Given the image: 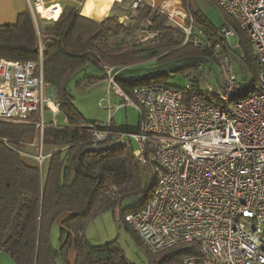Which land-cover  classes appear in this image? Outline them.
Listing matches in <instances>:
<instances>
[{"label":"built area","instance_id":"1","mask_svg":"<svg viewBox=\"0 0 264 264\" xmlns=\"http://www.w3.org/2000/svg\"><path fill=\"white\" fill-rule=\"evenodd\" d=\"M65 1L27 0L39 33V21L57 22ZM213 1L249 39L259 65L258 86L253 80L244 86L234 72L233 54L241 51L238 31L224 25L214 41L176 1L154 9L166 12L195 47L212 51L222 73L221 88L193 79L185 89L142 84L129 94L116 80L123 68L103 64L110 91L141 112L140 129H112L123 104L114 106L108 96L100 104L108 105L109 121L83 127L96 148L132 147L152 194L125 222L145 250L157 255L188 244L194 252L182 264H264V0ZM143 4L135 0L131 8ZM43 51L40 38L39 59L0 58V121L28 122L41 113L36 156L41 170L48 158L42 150L44 128L58 126L60 113L56 94L44 79ZM45 110L54 122L45 121Z\"/></svg>","mask_w":264,"mask_h":264},{"label":"trees","instance_id":"2","mask_svg":"<svg viewBox=\"0 0 264 264\" xmlns=\"http://www.w3.org/2000/svg\"><path fill=\"white\" fill-rule=\"evenodd\" d=\"M139 9L138 19H149L152 22L149 30L158 33L150 43L133 39L134 28L121 23L119 15L114 13L97 21L82 15L79 6L72 3H66L58 21L40 33L30 11L21 12L14 24L0 25V58L22 62L37 60L40 38L45 39L44 79L56 88L60 113L67 120L66 125L57 123L56 127L44 128L43 145L58 148L46 154L49 159L45 173L37 162L27 160L20 151L21 145L40 131L37 113L31 115L28 122L0 121V250L16 264H72L69 252L74 246L75 264H134L115 242L97 244L88 238L86 228L99 213L124 198L144 194L139 205L121 209L125 220L127 214L145 206L152 190L145 187L146 179L132 147L96 148L92 145V135L83 127L89 122L74 103L72 80L88 65L103 70V64L124 68L155 58L161 63L200 54L214 57L211 50L200 49L191 42L183 45L184 39H177L178 35H183L182 29L169 24L160 11L156 10L150 18L152 7L143 4ZM200 22L205 33L217 41L216 28L205 20ZM235 29L241 39V51L236 54L243 59L258 86L259 65L250 41L236 24ZM191 67L198 69V65L184 69ZM166 78L168 76L128 81L118 76L116 80L131 94L135 86L142 84L171 86ZM93 80L78 81L77 87H86ZM112 129H118L114 120ZM65 214L70 216L59 223ZM129 229L141 244L134 230L130 226ZM193 252L192 245L183 244L157 255L147 253L149 264H182L183 258Z\"/></svg>","mask_w":264,"mask_h":264},{"label":"rangeland","instance_id":"3","mask_svg":"<svg viewBox=\"0 0 264 264\" xmlns=\"http://www.w3.org/2000/svg\"><path fill=\"white\" fill-rule=\"evenodd\" d=\"M176 1H180L179 4H181V7L185 8L188 14L190 13L189 15L194 16L196 23L201 27H203V25L200 24V20H205L206 23H209L216 28L218 33L224 25H228L235 29L234 20L213 0H193L194 5L191 4L190 0H187L186 2H184V0H173L172 2L175 3ZM65 2L70 3L68 0ZM75 5L79 6V4ZM162 7H165V5ZM156 10L160 11L168 18L169 24L181 28L176 22L169 18L166 12H162L161 9L152 8L150 18L154 16ZM139 13V8L133 10L131 6H127L125 9L123 8V10L117 12L116 15L120 14L119 21L121 23L134 28L133 39L142 43H150V41L158 37L156 36L158 33L149 30L152 25V22L149 19L144 21L138 19ZM53 23L54 22L52 21H39L40 31H44L46 28L52 26ZM182 31L183 35H178L177 39L179 41L184 39L183 45H185L190 41L187 39L185 30L182 29ZM44 41L45 39L42 38V43ZM235 41L236 40H234L233 43ZM233 57L234 72L239 81L245 86L250 80L254 79V76L248 70L245 62L238 53H234ZM193 65H198V69L194 67L188 68V70L184 69ZM181 69L184 70L179 71ZM120 76L128 77V81H138L156 76H168L166 80L169 85L181 89H185L188 83L196 77H199L197 80L198 83H204L207 81L215 90L220 89L222 83V73L219 64L214 57L211 59L210 56L204 54L183 59L168 60L161 63L155 58L148 62L131 66L127 70L123 69ZM88 78L94 80L86 87H77L78 81L86 80ZM71 91L75 97V106L86 122L107 123L109 121L108 105L100 104L101 99L108 96V93L110 94L109 82L102 69L91 65L86 66L78 72L72 80ZM110 95L114 106L120 103L123 104L115 114L114 121L117 127L124 132H138L142 121L141 112L130 103L124 101V99L112 94V92ZM37 115L39 119H41V113H38ZM57 116V123L59 125H65L64 115L59 113ZM54 120L55 117L52 113L45 110V121L49 123L54 122ZM40 148L41 141L39 131L33 139H28L21 145L20 151L27 160L37 162L36 156L39 154ZM55 149L58 148L47 147L45 145L42 147L44 154H51ZM48 159L49 158L46 159L42 168L43 173L47 170ZM143 200L144 194L127 197L116 203L114 207L102 211L88 224L86 228L87 237L97 244H104L112 241L115 242L124 251L126 258L134 264H143L148 261L149 252L141 246L137 237L129 229V225L121 217V209L137 206L142 203ZM56 230V237L58 238L59 227H57ZM11 259L12 258H10V260ZM12 263L16 264L14 260Z\"/></svg>","mask_w":264,"mask_h":264},{"label":"crops","instance_id":"4","mask_svg":"<svg viewBox=\"0 0 264 264\" xmlns=\"http://www.w3.org/2000/svg\"><path fill=\"white\" fill-rule=\"evenodd\" d=\"M80 1H81V4L79 5V8H80V13L82 15L87 16V17L92 18V19L97 20V21H102L106 17H108L109 15L114 14V13L117 14V12L123 10V8L125 9L127 6H131L133 1H135V0H115V1H113L110 9L108 10V12L103 17H98L97 15H95V13H90V14L83 13V11H82L83 4L85 3L84 1H86V0H80ZM141 1L144 4L149 5L150 7L160 8V7L164 6L166 3H168L169 1H173V0H141ZM190 1H191V4H193V0H190ZM23 11H29V6H28L27 0H0V25L14 24L17 20L18 15ZM45 15H49V14L45 13ZM130 67L131 66L124 67L123 69L127 70ZM125 78L129 79L128 77H125ZM110 94L108 95V97L111 101L112 98H111ZM112 94H114L115 96L118 97V95L114 91H112ZM111 103H112V101H111ZM64 121L67 124V120H66L65 116H64ZM69 216H70L69 214H65L62 217H60L59 223H61L64 219L68 218ZM57 245H58V243H57ZM10 258L11 257L8 254L6 255V253H4L0 250V264H14V263H12L13 260L11 259L12 260L11 261ZM69 260L72 264H75V261H76V248H75V246L72 247L70 252H69Z\"/></svg>","mask_w":264,"mask_h":264},{"label":"bare ground","instance_id":"5","mask_svg":"<svg viewBox=\"0 0 264 264\" xmlns=\"http://www.w3.org/2000/svg\"><path fill=\"white\" fill-rule=\"evenodd\" d=\"M113 1L115 0H86L83 4V13L90 14L95 13L98 17H103L108 10L110 9ZM174 2L169 1L165 4V7L172 6ZM92 16V15H91ZM55 105L51 103V107H54Z\"/></svg>","mask_w":264,"mask_h":264},{"label":"water","instance_id":"6","mask_svg":"<svg viewBox=\"0 0 264 264\" xmlns=\"http://www.w3.org/2000/svg\"><path fill=\"white\" fill-rule=\"evenodd\" d=\"M53 93L56 94V88L52 87Z\"/></svg>","mask_w":264,"mask_h":264}]
</instances>
